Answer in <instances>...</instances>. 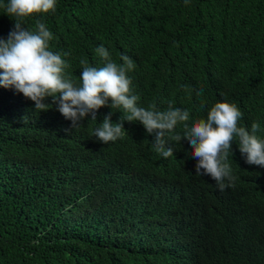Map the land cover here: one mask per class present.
<instances>
[{
  "label": "trees",
  "instance_id": "16d2710c",
  "mask_svg": "<svg viewBox=\"0 0 264 264\" xmlns=\"http://www.w3.org/2000/svg\"><path fill=\"white\" fill-rule=\"evenodd\" d=\"M198 1L57 0L55 13L33 14L24 24H46L51 48L70 53L67 71L78 81L74 72L84 56L93 59L100 45L112 53L108 33L94 20L103 11L136 8L130 56L138 104H171L188 110L191 121L226 97L240 107L245 127L260 124L257 135L264 139V108L239 104L224 75L213 83L204 71L191 80L193 90L174 87L167 76L176 65L188 68L184 43L197 47L195 36L207 23L227 29L220 17L227 6L235 12V29L264 43V0H203L204 22L185 21V11ZM156 14L166 48L148 25ZM8 32L4 27L5 38ZM20 105L17 111L0 92V264H264V173L238 164L235 186L220 191L209 176L195 174L183 139L170 141L175 151L169 158L154 152L138 122L124 121L128 134L115 142L96 140L103 116L112 111L115 123L125 115L120 108L102 107L97 120L85 118L65 132L71 122L54 105L35 120ZM176 131L182 132L181 124ZM233 150L239 157L238 144Z\"/></svg>",
  "mask_w": 264,
  "mask_h": 264
},
{
  "label": "clouds",
  "instance_id": "9594fccd",
  "mask_svg": "<svg viewBox=\"0 0 264 264\" xmlns=\"http://www.w3.org/2000/svg\"><path fill=\"white\" fill-rule=\"evenodd\" d=\"M184 3L187 6L189 0ZM56 6L57 0H7L0 4V92L5 103L15 105L17 111L24 104L33 120L39 112H46L54 105L71 122L65 132L81 127L85 118L97 120V110L102 107L120 108L125 115L115 123L112 111L103 116L102 123L93 132L96 140L103 144L115 142L128 134L124 121L138 122L149 135L154 152L169 158L175 151L170 141L180 144L183 139L191 147L189 156L196 162L195 174L209 176L220 191L235 186L237 177L232 173L238 164L264 173L261 169L264 168V139L257 135L260 124L253 122L250 130L245 127L241 121L243 113L234 101L225 97L207 110L206 117L191 121L188 110L171 104L166 109L155 104L147 108L138 104L140 97L132 88L136 64L130 56V43L138 26L139 10H121L117 15L103 11L94 20L100 31L108 33L112 53L100 45L93 59L84 56L81 67L74 72L80 76L77 81L67 71L70 53L51 48L53 33L46 24L38 19L31 26L24 24L26 18H36L33 14L55 13ZM203 6V0L189 6L184 20L204 22ZM159 15L151 16L148 25L156 41L166 48ZM220 17L227 29L207 23L195 36L200 40L197 47L190 40L184 43L185 58L191 63L188 68L176 65L168 69L167 76L174 87L180 84L193 90L191 80L198 79L204 71L213 83L222 74L230 82L239 104L264 108V65L261 66L264 43L257 41L251 31L235 29L239 25L230 6ZM4 27L9 31L6 38ZM188 34L189 31L184 32V38ZM178 53L182 54L180 48ZM47 98H51V103L45 102ZM178 124L182 125V132L176 131ZM237 144L239 157L233 150Z\"/></svg>",
  "mask_w": 264,
  "mask_h": 264
}]
</instances>
